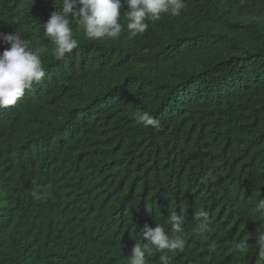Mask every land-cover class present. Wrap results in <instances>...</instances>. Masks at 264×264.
I'll return each mask as SVG.
<instances>
[{"label": "trees", "instance_id": "1", "mask_svg": "<svg viewBox=\"0 0 264 264\" xmlns=\"http://www.w3.org/2000/svg\"><path fill=\"white\" fill-rule=\"evenodd\" d=\"M55 3L0 0V32L49 49L43 80L0 108V264H130L144 225L171 213L185 250L149 264H264V0H186L134 39L126 19L99 40L72 21L63 59L43 36ZM201 211L207 239L193 234Z\"/></svg>", "mask_w": 264, "mask_h": 264}, {"label": "clouds", "instance_id": "2", "mask_svg": "<svg viewBox=\"0 0 264 264\" xmlns=\"http://www.w3.org/2000/svg\"><path fill=\"white\" fill-rule=\"evenodd\" d=\"M186 7V0H127V11L122 13L121 0H61V7L58 9L56 6L57 10L43 24V36L55 46L52 49L55 57L63 59L79 46L72 21L87 38L99 40L119 38L124 27L121 21L126 19L128 39H134L149 29V21L157 22L164 16L180 17ZM0 41L9 46L0 52V108H7L15 106L24 97L26 89L43 80L46 70L41 57L49 49L44 46L31 47L30 41L17 31L10 34L0 32ZM130 115L145 128H159V121L147 111H136ZM210 178L206 175L202 180L206 182ZM32 195L40 198L37 191H33ZM257 208L264 214V199L259 200ZM166 223L168 227L158 223L154 228L144 225L142 242L134 244L130 264H149L147 258L154 252L185 250L183 217L171 213ZM209 227L207 213L199 212L193 234L207 239ZM144 240L147 242L144 243ZM256 245L259 257L264 259V231L257 233ZM246 250V242L234 244L233 251L243 253ZM160 260L161 264H169L167 256L162 255Z\"/></svg>", "mask_w": 264, "mask_h": 264}]
</instances>
